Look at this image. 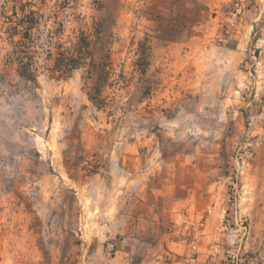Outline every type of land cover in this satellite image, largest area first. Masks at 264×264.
Wrapping results in <instances>:
<instances>
[{
    "label": "rangeland",
    "instance_id": "obj_1",
    "mask_svg": "<svg viewBox=\"0 0 264 264\" xmlns=\"http://www.w3.org/2000/svg\"><path fill=\"white\" fill-rule=\"evenodd\" d=\"M0 264H264V0H0Z\"/></svg>",
    "mask_w": 264,
    "mask_h": 264
},
{
    "label": "crops",
    "instance_id": "obj_2",
    "mask_svg": "<svg viewBox=\"0 0 264 264\" xmlns=\"http://www.w3.org/2000/svg\"><path fill=\"white\" fill-rule=\"evenodd\" d=\"M152 191L151 199L142 197V200H137L139 204L147 207L146 212L136 217L125 216V219L133 224L134 229L131 236L136 238L137 242L144 243L145 239H149L146 237L150 236L153 241L158 242L159 247L165 244L169 245V238L172 234L167 230V227L170 225L172 209L161 211L154 198L155 195L166 197V194L168 195L169 193L167 190L159 189H153ZM125 254L128 255V252L126 251Z\"/></svg>",
    "mask_w": 264,
    "mask_h": 264
},
{
    "label": "trees",
    "instance_id": "obj_3",
    "mask_svg": "<svg viewBox=\"0 0 264 264\" xmlns=\"http://www.w3.org/2000/svg\"><path fill=\"white\" fill-rule=\"evenodd\" d=\"M23 24H25L26 25V23L24 22ZM25 28L27 29V30H31L32 28H33V24L31 23V24H29V26H25ZM83 41V42H82ZM81 44L82 45H85L88 49L90 48V46H89V42L85 39V38H82L81 39ZM81 61H83L82 59L80 60V59H74V58H68L66 61H64V67H65V69L67 68V69H71V68H79L81 65H82V62ZM62 62V60L61 59H59L58 61H57V65H60V63Z\"/></svg>",
    "mask_w": 264,
    "mask_h": 264
}]
</instances>
